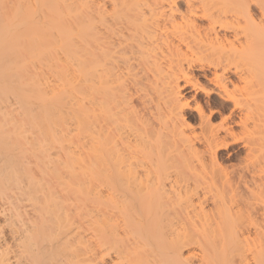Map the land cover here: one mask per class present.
<instances>
[{
	"label": "bare ground",
	"instance_id": "1",
	"mask_svg": "<svg viewBox=\"0 0 264 264\" xmlns=\"http://www.w3.org/2000/svg\"><path fill=\"white\" fill-rule=\"evenodd\" d=\"M0 97V264H264V0H0Z\"/></svg>",
	"mask_w": 264,
	"mask_h": 264
},
{
	"label": "rangeland",
	"instance_id": "2",
	"mask_svg": "<svg viewBox=\"0 0 264 264\" xmlns=\"http://www.w3.org/2000/svg\"><path fill=\"white\" fill-rule=\"evenodd\" d=\"M255 8V7H254ZM253 8V10L254 11H252V13L254 14V16L257 18V16L259 17V14H260V12H259V10H258V8L256 7L255 9ZM258 11V12H257ZM258 14H256V13ZM233 78H235L234 76H232ZM232 78V79H233ZM9 97V98H8ZM7 98V101L5 100V102L3 101L2 102V104L4 103H6V105H5V107L8 105V106H10V108L9 107H7V108H9V109H12V98H10V95L8 96ZM12 97V96H11ZM1 98V97H0ZM199 99H202V97L200 96V98ZM211 103H213L212 104V106L214 107V108H219L220 110H225V108L227 107H229L228 106V104H226V103H222V101L221 100H217V98H215V97H212V102ZM226 104V105H225ZM1 105V104H0ZM226 107H225V106ZM4 106V105H3ZM222 108V109H221ZM234 119H235V117H234ZM242 145V143L241 142H239L238 144H234V145H231L230 146V148L228 149V150H224V151H221L220 152V155L219 156H221L220 157V164H221V166L223 167V169H225L227 172H232V171H239L240 169L239 168H244L245 166V164H247V163H245L246 161H244L245 160V157L246 156H244L245 154H246V152L243 150V149H241V146ZM262 157H264V156H262ZM261 159H263V158H261ZM260 159V160H261ZM264 160V159H263ZM262 161V160H261ZM263 162V161H262ZM260 161H259V163H257V164H259L260 165ZM263 164V163H262ZM237 169H239V170H237ZM263 195H264V192H263ZM246 197L248 196V195H245ZM245 196H244V198H245ZM250 198V197H249ZM255 202H257V201H255V200H253V203H255ZM259 202V201H258ZM257 202V203H258ZM260 204H261V202H259ZM256 204L255 203V205L256 206H258L259 208L261 207L262 208V206L261 205H263V204ZM260 205V206H259ZM254 206V205H253ZM256 206H254L255 208H256ZM264 207V206H263ZM255 208H254V210H255ZM260 208V209H261ZM257 209V208H256ZM259 209V210H260ZM260 211H262V209L260 210ZM259 211V215H260V213H262V212H260ZM255 212V211H254ZM255 213H258V210H257V212H255ZM255 213H254V216H256L255 215ZM264 214V213H263ZM263 214H262V216H258L257 215V218L256 219H259L258 217H262V218H264L263 217ZM261 219V218H260ZM264 219H262V220H258V221H260L262 224H264L263 221ZM260 223V224H261Z\"/></svg>",
	"mask_w": 264,
	"mask_h": 264
}]
</instances>
